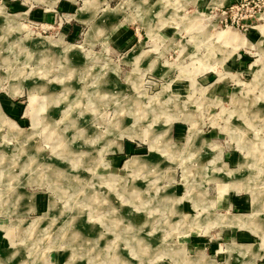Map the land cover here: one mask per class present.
Instances as JSON below:
<instances>
[{
    "label": "rangeland",
    "instance_id": "obj_1",
    "mask_svg": "<svg viewBox=\"0 0 264 264\" xmlns=\"http://www.w3.org/2000/svg\"><path fill=\"white\" fill-rule=\"evenodd\" d=\"M72 2L52 7V22L0 23V264H255L264 9L242 26L223 21L236 0ZM86 10L96 21L72 36L66 25ZM118 24L129 38L112 37ZM133 157L144 166L126 168ZM226 191L248 206L223 202ZM243 226L256 244L235 243Z\"/></svg>",
    "mask_w": 264,
    "mask_h": 264
},
{
    "label": "crops",
    "instance_id": "obj_2",
    "mask_svg": "<svg viewBox=\"0 0 264 264\" xmlns=\"http://www.w3.org/2000/svg\"><path fill=\"white\" fill-rule=\"evenodd\" d=\"M58 2H59L60 9H64V10H68V11H74L75 10V5L73 4L72 0H45V1H43V0H3L4 5H2V7H1L3 10H0V23L5 22L6 18L9 15H16L17 18L18 17L19 18L30 17L33 20L41 21V22H44V23L52 22L54 20L55 13H53L50 9H53L52 7H54ZM43 5H45V7ZM8 10H10L11 12L8 11ZM4 11L6 13H3ZM76 15L78 16V13ZM80 18H82V19H80ZM96 18L97 17H94L93 13H91V12H89L87 10L86 11H82V14L79 17V19L76 18V22L75 23H73L71 25H69V24L66 25V29L65 30L68 31L73 36V35H75L76 33L79 32L80 27H79V23L78 22L85 23V24L89 23L92 26L94 21H96ZM98 20H99V27H100V29L102 28V32L103 33H107L106 31L109 29V27L112 26L111 24L114 21L112 18H109V17H107V18H105V17L99 18ZM117 26H118V29H115L114 32L111 31L112 37H114V35H117V34L122 35V36H119V38L121 37L120 39H123V37H125V36H126L125 38H129L131 36V34H129V31H127L125 28H123V29L119 28L120 24H118ZM91 28L92 27H90V29L88 31H90ZM115 32H118V33L114 34ZM43 40L44 39L42 37H39V36H30V37L27 38V42L26 43L28 44V46H29V48H30V50L32 52L34 51V52L38 53L39 50L43 51V47L45 45L43 43ZM145 51H147V54H148L149 50H142V51H139V53L145 52ZM116 79H117V77H116ZM117 81L122 83V84H125V83H123V81L121 79H117ZM29 82L31 83V81H29ZM29 82L25 81V83L30 86ZM10 84H11V82H10ZM2 102H3V105L7 108L8 112L13 117H17V118H19L22 121L25 120V119L21 118V114H20L18 105H16V103L14 101H12L11 98L6 97V98L3 99ZM177 131H180V130L177 129ZM228 186L233 187L232 183L229 184ZM220 196H221V194H220ZM226 197H227V191H226L225 194H223L221 196V199H222L223 202L227 201V203L229 205H235V206L237 205L238 206V205L241 204V206L243 205L242 207H244L245 205L248 206V197H247V195L240 196V197H238L236 199H235V197H229V196L227 198ZM188 204H189V202H186V205L183 206L182 210H180V211H182L184 213H187L188 212V211H186L187 208L190 209V207H188L189 206ZM239 215H247V214L243 213V214H239ZM252 234L258 235V234H255L249 227L243 226V228L237 232V235H236L237 236L236 237L237 238V242H235V243L236 244H241V245L256 244L257 242L251 241L252 237H253ZM6 242L7 241H5V240H3L2 242L0 240V256H3L4 250L7 251L6 249L10 248V247L6 246ZM151 243L152 244H158V243L160 244V242L156 238H153V240H151ZM175 243H177V242H175ZM175 243H173V244H175ZM163 244H165V243H163ZM173 244H171V245H173ZM188 257L185 258L186 259L185 261H188V262L190 261L191 262V259L189 260ZM263 257H264V255L260 256V257H257V259L255 261V264H256V262L258 261L259 258L261 259ZM1 260H3V257L1 258ZM4 262H7V261H4ZM235 262L236 261L234 260L232 262V264H236ZM237 262H238V260H237ZM259 263L260 264H264V261H261Z\"/></svg>",
    "mask_w": 264,
    "mask_h": 264
},
{
    "label": "built area",
    "instance_id": "obj_3",
    "mask_svg": "<svg viewBox=\"0 0 264 264\" xmlns=\"http://www.w3.org/2000/svg\"><path fill=\"white\" fill-rule=\"evenodd\" d=\"M237 2L223 9V21L226 25H248V19L257 18L264 9V0H236Z\"/></svg>",
    "mask_w": 264,
    "mask_h": 264
},
{
    "label": "bare ground",
    "instance_id": "obj_4",
    "mask_svg": "<svg viewBox=\"0 0 264 264\" xmlns=\"http://www.w3.org/2000/svg\"><path fill=\"white\" fill-rule=\"evenodd\" d=\"M97 30V29H96ZM224 34H228L227 32H223ZM229 35V34H228ZM69 50H64V53H66L67 55L70 54V52L72 51V48H68ZM46 58V57H45ZM71 75V74H70ZM66 90V89H65ZM70 90V89H69ZM68 91V90H67ZM99 92V91H98ZM84 93V92H83ZM102 94V93H101ZM99 95V94H98ZM81 101V100H80ZM140 108V107H139ZM81 123V122H79ZM76 125V124H75ZM83 125V124H82ZM120 129V127H119ZM126 129V128H125ZM112 130V129H111ZM113 131V130H112ZM119 131V130H118ZM122 131V130H121ZM79 143V142H78ZM190 144V143H189ZM172 149V148H171ZM78 153V152H77ZM36 161V160H35ZM262 161V160H261ZM35 164V163H34ZM51 165V164H50ZM144 166L143 163H140V159L138 157H133L131 159H129L128 161H126L125 167L126 168H131L132 170H138L140 168H142ZM63 170V169H62ZM58 174V173H57ZM56 174V175H57ZM74 177V176H73ZM252 179V178H251ZM76 189V188H75ZM74 190V189H73ZM153 196V195H152ZM118 213V212H116ZM115 214V213H114ZM145 221V220H144ZM105 223V222H104ZM123 223V222H122ZM35 228V227H34ZM65 229V228H64ZM146 237V236H145ZM97 240V239H96ZM76 254V253H75ZM114 254V252H113ZM123 263V262H122ZM121 263V264H122Z\"/></svg>",
    "mask_w": 264,
    "mask_h": 264
}]
</instances>
